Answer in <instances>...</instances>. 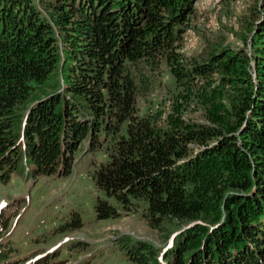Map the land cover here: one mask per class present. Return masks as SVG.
<instances>
[{"label": "trees", "instance_id": "16d2710c", "mask_svg": "<svg viewBox=\"0 0 264 264\" xmlns=\"http://www.w3.org/2000/svg\"><path fill=\"white\" fill-rule=\"evenodd\" d=\"M197 1L0 0V183L14 172L68 176L85 143L109 159L93 176L106 196L98 219L120 216L113 199L124 213L143 203L152 227L186 225L159 256L133 245L136 264H264V0L249 52L214 49L186 64ZM157 58L177 85L220 74L208 125L159 131L137 114L132 69ZM48 84L54 92L34 97Z\"/></svg>", "mask_w": 264, "mask_h": 264}, {"label": "rangeland", "instance_id": "374dc122", "mask_svg": "<svg viewBox=\"0 0 264 264\" xmlns=\"http://www.w3.org/2000/svg\"><path fill=\"white\" fill-rule=\"evenodd\" d=\"M256 3L198 0L181 43L185 63L201 62L214 49L249 52ZM132 70L137 114L159 131L208 125L206 114L213 105L207 99L210 89L221 83L218 72L177 85L164 60L143 61ZM36 89V98L54 92L49 84ZM221 104L225 111L230 107L226 101ZM214 106L217 110L218 105ZM108 161L102 150L86 152L83 143L68 176L35 178L27 171L14 172L8 182L0 183V250L10 251L0 264H32L39 257L36 264H136L129 250L139 242L151 245L158 256L164 253L186 225L166 220L159 228L152 227L143 216V203L132 213H124L113 199L109 201L120 216L96 217L97 200L106 196L97 189L93 176Z\"/></svg>", "mask_w": 264, "mask_h": 264}]
</instances>
